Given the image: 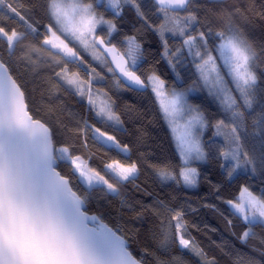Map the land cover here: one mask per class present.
Masks as SVG:
<instances>
[{
  "label": "snow or ice",
  "instance_id": "6c2138e0",
  "mask_svg": "<svg viewBox=\"0 0 264 264\" xmlns=\"http://www.w3.org/2000/svg\"><path fill=\"white\" fill-rule=\"evenodd\" d=\"M101 2L0 0V264H143L128 238L87 209L93 192L118 196L122 182L133 183L139 171L137 162L113 159L105 164L102 174L76 151L78 147L88 148L89 141L121 153H129L131 148L75 114L74 124H64L63 142L56 141L51 125L37 115L43 109L29 101L15 71L20 67L34 69L39 64L51 67L50 61L41 59V53L46 52L56 65L63 61V67L55 72V88L63 87V81L68 86L66 91L87 97L89 112L116 126L121 119L108 94L92 89L94 75H99L96 68H92L94 75L87 81L79 71H70V62L85 64L81 52L70 44L79 45L93 59L102 61L109 73H119L127 81L123 84L117 79L118 85L150 89L171 131L178 133L174 139L182 161L179 180L185 187L197 186L199 172L192 164L210 159L213 148L227 178L243 170L252 178L264 180V107L252 122V136L259 148L255 144L251 149L246 146L247 117L257 102L259 79L255 69L258 53L246 35L231 24L215 31L210 23L202 25L194 0H103V7L112 10L111 19L96 7ZM124 7L134 10L141 29L159 36L161 58L177 79L181 76L179 67L194 69L195 83L219 101L221 119L212 124L200 107L190 102L188 94L193 89L169 88L154 70L139 74L138 62L146 59L139 37L126 35L123 43L112 42L113 33L118 32L114 20L122 15ZM241 11L237 7L233 14ZM152 15L159 18V24ZM261 16L264 18V13ZM5 20L18 23L23 31L8 27ZM101 26L103 33L99 31ZM169 36L177 38L181 46L169 48ZM208 127L214 131L212 139L205 142L203 135ZM217 137L223 142L217 143ZM61 164L70 166V174L60 170ZM149 167L161 183L177 180L175 170L151 163ZM153 199L152 205L142 208L150 207L162 217L164 242L178 241L181 248L201 255L200 248L186 238L184 210L174 209L158 197ZM227 203L245 224V231L238 237L242 244L256 235L254 228L264 230V194L257 196L244 185L237 200ZM123 204L131 208L127 201ZM165 214L171 218L167 223ZM147 254V250L142 253Z\"/></svg>",
  "mask_w": 264,
  "mask_h": 264
},
{
  "label": "trees",
  "instance_id": "16d2710c",
  "mask_svg": "<svg viewBox=\"0 0 264 264\" xmlns=\"http://www.w3.org/2000/svg\"><path fill=\"white\" fill-rule=\"evenodd\" d=\"M194 6L202 25L210 23L215 31L231 24L246 35L258 53L255 61V69L259 77L257 102L247 117L246 146L251 149L255 144L259 148L256 138L252 136V122L264 107V54H260V50L264 49V18L261 16V13H264V0H194ZM17 7L21 6L17 4ZM96 7L106 13V18H113L112 10L103 7V0ZM237 7L242 11L233 14ZM39 15L43 20V13L39 12ZM183 15L186 16L187 13ZM151 19L156 24L160 23L155 15H152ZM114 22L118 25V32L113 33V43L118 45L123 43L126 35H135L140 39L146 59L138 62L139 74L146 75L154 70L165 79L169 88H186L195 85L198 91L196 95L188 98L190 102L199 106L212 124L222 118L223 110L219 106V101L209 95L201 85L195 83L194 69L179 67L181 76L179 79L176 78L166 61L161 58L162 47L159 36L141 29V22L137 20L132 8L124 7L122 15ZM5 23L8 27L23 31L18 23L11 20H5ZM100 32L103 33L104 30ZM168 43L169 48L172 49L181 46V42L171 36L168 37ZM73 46L81 52L85 64H80L78 61L70 62L68 65L70 71H79L81 78L87 81L90 75H94L92 68H96L99 75H94L92 89L94 92L108 94L114 111L120 116L119 126L100 120L94 113L89 112L87 97L81 98L72 91H66L67 87L62 81L60 84L63 87L57 89L53 86L56 80L55 72L63 67V61L56 65L46 52L40 54L41 59L50 61L51 67L47 64H39L34 69L20 67L15 71L22 79L29 101L34 107L43 109L37 115L42 116L51 125L58 143L63 142L64 139V124L75 123L73 120L75 114L77 118L88 119L108 134L115 135L122 144L130 146L129 153H121L115 148L100 147L92 141H89L88 148H77L78 154L102 174L106 172L105 164L113 159L125 163L137 162L139 169L133 183L120 184L118 196H109L100 191L93 192L87 200L89 213L102 217L105 223L117 228L122 236L128 238L132 251L143 261V264H178V261L182 264H264V255L261 254L264 251V244L261 243L264 230L259 227L254 228L256 235L250 236L246 243L242 244L238 237L245 231V224L242 218L230 210L227 203L229 200H237L244 185H247L257 196L264 194V180L252 178L243 171L234 174L232 179L227 178L225 171L220 167L218 152L213 148L210 159L192 164L199 172L197 186L185 187L179 180L182 162L149 89L145 92H136L118 85L115 75H109L103 66L93 63L78 45L73 44ZM213 131L211 127L205 129L203 135L205 142L212 139ZM216 140L217 143L223 142L221 137H217ZM150 163L175 170L177 180L161 183L153 168L149 167ZM60 170L66 175L70 174V166L61 164ZM112 182L116 183L114 180ZM81 194L83 195V192ZM154 197L166 201L174 209L184 210L186 238L200 248L201 255L181 248L178 241L171 244L164 242V236L161 234L162 217L156 215L150 207L142 208V205H152ZM124 201H127V205H131V208L124 205ZM163 219L167 223L171 218L170 215L165 214ZM229 220L232 221L231 225ZM172 224L174 225L175 222L173 221ZM145 250L148 254L142 255Z\"/></svg>",
  "mask_w": 264,
  "mask_h": 264
},
{
  "label": "rangeland",
  "instance_id": "374dc122",
  "mask_svg": "<svg viewBox=\"0 0 264 264\" xmlns=\"http://www.w3.org/2000/svg\"><path fill=\"white\" fill-rule=\"evenodd\" d=\"M100 30H104V27L103 26H101V28L99 29V31ZM72 46H73V44H72ZM79 46V45H78ZM81 49V48H80ZM83 50V49H82ZM90 58H91V60H92V62L93 63H95V64H97V65H100V66H103L104 68H105V70L107 71V68L104 66V64L102 63V61H97V60H95V59H93V57L89 54V53H87V52H85ZM107 73L109 74V75H111L112 73H109L108 71H107ZM63 82V81H62ZM229 83H230V81H229ZM64 84V83H63ZM67 88H68V86L66 85V84H64ZM187 88H191V89H193V91H191L189 94H188V98L191 96V95H196L197 94V88H196V86L195 85H190V86H188V87H186L185 89H187ZM149 91L151 92V90L149 89ZM153 95V94H152ZM154 96V95H153ZM101 98H103V97H101ZM155 98V97H154ZM156 101V100H155ZM157 106H158V104H157ZM159 108V107H158ZM159 111H160V109H159ZM161 113V112H160ZM162 115V114H161ZM162 118H163V121H164V123H165V125H166V127L168 128V130H169V132H170V135H171V137H172V140H173V143H174V146H175V149H176V151H177V154H178V156H179V158H180V155H179V152H178V149H177V146H176V143H175V139H174V137H175V135H177L178 133H173L172 131H171V128H172V126L167 122V119L162 115ZM98 119H100V120H104V121H106V122H109V123H112V124H114L112 121H108V120H106V119H103V118H98ZM115 125V124H114ZM182 130V129H181ZM114 148V147H113ZM181 160V159H180ZM182 162V161H181ZM195 163V162H194ZM197 163V162H196ZM243 170H240L239 172H242ZM114 181H116L115 179H113ZM239 196H240V194H239ZM238 196V197H239ZM228 206H229V208H230V210H232L234 213H235V211L233 210V209H231V207H230V205L228 204ZM235 214H237V213H235ZM238 215V214H237ZM239 216V215H238ZM241 218V217H240Z\"/></svg>",
  "mask_w": 264,
  "mask_h": 264
},
{
  "label": "water",
  "instance_id": "95a60500",
  "mask_svg": "<svg viewBox=\"0 0 264 264\" xmlns=\"http://www.w3.org/2000/svg\"><path fill=\"white\" fill-rule=\"evenodd\" d=\"M108 62H109V64L111 63V57H108ZM115 77L117 79H119L123 84H127V81L123 80V78L119 76V73H116ZM128 89H130L132 91H136V92H145L146 91L144 89H137L135 86H132V85H129Z\"/></svg>",
  "mask_w": 264,
  "mask_h": 264
}]
</instances>
